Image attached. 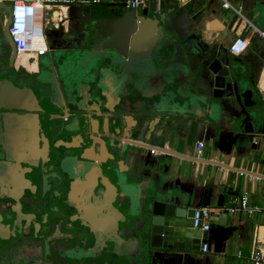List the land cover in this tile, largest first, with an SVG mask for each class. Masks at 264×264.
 Wrapping results in <instances>:
<instances>
[{
	"label": "water",
	"instance_id": "1",
	"mask_svg": "<svg viewBox=\"0 0 264 264\" xmlns=\"http://www.w3.org/2000/svg\"><path fill=\"white\" fill-rule=\"evenodd\" d=\"M121 5L122 10L103 11L104 25L96 24L95 12L81 15L79 20L70 17L66 29L47 37L52 51L50 60L57 65L65 64L66 54L70 53L71 63L85 65L83 72L77 73L76 82L83 84V76L96 80L102 97L94 98L99 108L96 117H99L101 131L94 134L100 136L106 132L104 128L109 118L112 125L122 129L109 135L108 146L110 159L126 158L129 165L125 170L128 212L118 217L121 224L129 227L131 240L126 247H131L130 261L135 264H205L197 252L202 244L207 245V252L211 246L215 253L224 250L230 226L227 214L212 213L213 230L194 229L192 194L164 185L173 156L151 147L150 142L164 146L172 139V127L182 125L194 126V133H206L209 139L221 132L216 128H223L222 132L227 133L232 142L255 144V149H260L259 137L264 136V132L257 128L259 108L247 109L238 100L249 89L244 81L245 70L240 68L237 59H230L212 44H204L199 54L200 39L192 32L194 18L187 11L175 4L165 8L163 1L158 4L155 0H149L141 11L126 9L124 2ZM5 7L2 3L0 9L6 14ZM66 49L68 52L64 51ZM112 79L124 89L131 86V91L135 92L133 100L126 101L120 108L119 104L113 109L108 106V95L113 92L104 87V82ZM158 79L163 83L159 92L144 94L138 90L139 86H148ZM132 92L121 96L119 101L130 97ZM137 96L144 100H136ZM236 105L242 109L241 113L231 111V106ZM129 114L135 116L132 125L127 123ZM82 122L84 127H91L87 116ZM125 139L143 144H128ZM204 194L206 197L207 191ZM221 199L220 195L217 206L222 205Z\"/></svg>",
	"mask_w": 264,
	"mask_h": 264
},
{
	"label": "flooded vegetation",
	"instance_id": "2",
	"mask_svg": "<svg viewBox=\"0 0 264 264\" xmlns=\"http://www.w3.org/2000/svg\"><path fill=\"white\" fill-rule=\"evenodd\" d=\"M5 4L8 12L11 3ZM2 12L0 264H135L129 257L131 247H126L131 240L129 227L118 217L128 212V160L110 159L108 146L109 135L122 129L109 118L105 133H93L101 131L94 101L100 97L96 80L83 76V84L76 82L85 65L71 63L70 53L65 64L50 60L47 35L46 59L20 62L6 39L8 14ZM159 81L138 90L159 92L163 88ZM104 87L113 92L108 95L110 109L115 104L120 108L135 95L131 86L124 89L113 79L105 81ZM128 92L132 95L119 101ZM133 114L127 118L130 125L135 123ZM81 115L87 116L91 127L83 126Z\"/></svg>",
	"mask_w": 264,
	"mask_h": 264
},
{
	"label": "crops",
	"instance_id": "3",
	"mask_svg": "<svg viewBox=\"0 0 264 264\" xmlns=\"http://www.w3.org/2000/svg\"><path fill=\"white\" fill-rule=\"evenodd\" d=\"M6 1L0 0V7ZM165 1L169 6L175 4L187 11L194 18L195 27L192 32L200 39L199 54H202L201 47L204 44H212L222 54L239 61L240 68L245 70L244 81L249 92L238 100L247 109L259 108L257 128L264 132V43L254 32V29L264 31V0H228L235 11L224 9L221 0ZM123 2L81 0L75 8H45L43 12H39L42 13V28L47 36L57 34L67 28L70 17L79 20L81 15L86 16L92 12L96 13V24L104 25L103 11L122 10ZM54 13L57 25L55 19H52ZM51 26L54 27L53 30ZM237 37L245 38L248 45L240 55L233 56L228 52V47ZM19 57L20 62L32 60L30 56ZM33 61L35 62V58ZM231 111L241 113L242 109L236 105L235 108L231 106ZM172 128L169 143L162 146L157 142H150L151 147L161 149L168 155L183 157L173 155L172 166L164 185L181 188L185 193L192 194V206L195 209L208 207L213 209L214 214H227L230 221L224 250L215 253L211 246L209 252L202 253L199 249L202 254L199 258L204 259L205 264H249V257L264 239V136L259 137L261 148L255 149V144L240 145L232 142V138L222 132L225 131L223 128H216L221 132L213 139H209L203 132L194 133V126L186 128L175 125ZM198 140L204 143V149L201 161L195 162L193 147ZM139 143L143 144L141 141ZM204 191H207L206 197ZM243 194L247 195L250 206H257L260 210L251 214L238 210L237 202ZM220 195L222 205L217 206ZM213 227L210 224V230Z\"/></svg>",
	"mask_w": 264,
	"mask_h": 264
},
{
	"label": "built area",
	"instance_id": "4",
	"mask_svg": "<svg viewBox=\"0 0 264 264\" xmlns=\"http://www.w3.org/2000/svg\"><path fill=\"white\" fill-rule=\"evenodd\" d=\"M157 3L164 0H155ZM81 1L76 0H12L8 11V23L6 25V39L9 40L17 55L30 56V59L43 56L47 52L46 32L42 28V13L45 8H67ZM85 2V1H82ZM149 0H125L124 7L128 10L146 8ZM224 9L234 10L228 0H221ZM235 11V10H234ZM49 12V11H48ZM49 24V23H48ZM256 35L264 43V31L254 29ZM8 37V38H7ZM245 38L237 37L228 47V52L233 56L240 55L247 47ZM204 143L201 140L195 142L193 151L195 160L202 159ZM238 210L251 214L259 211L257 206L248 204V197L243 194L239 197ZM213 209L201 207L195 209L192 217V227L200 232L210 230V220ZM202 253L207 252V245L200 246ZM249 264H264V239L255 247V251L249 257Z\"/></svg>",
	"mask_w": 264,
	"mask_h": 264
},
{
	"label": "rangeland",
	"instance_id": "5",
	"mask_svg": "<svg viewBox=\"0 0 264 264\" xmlns=\"http://www.w3.org/2000/svg\"><path fill=\"white\" fill-rule=\"evenodd\" d=\"M6 3L10 4L11 1H10V0H7ZM45 59H46V57H44V56H43V57H40L41 62L44 61ZM5 74H6V75H10L11 73H10V72H7V73H5Z\"/></svg>",
	"mask_w": 264,
	"mask_h": 264
},
{
	"label": "bare ground",
	"instance_id": "6",
	"mask_svg": "<svg viewBox=\"0 0 264 264\" xmlns=\"http://www.w3.org/2000/svg\"><path fill=\"white\" fill-rule=\"evenodd\" d=\"M56 18H57L56 13H54L52 19H55V21H56V25H57V20H56Z\"/></svg>",
	"mask_w": 264,
	"mask_h": 264
}]
</instances>
